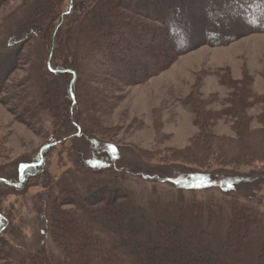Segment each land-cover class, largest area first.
<instances>
[{
	"label": "trees",
	"instance_id": "obj_1",
	"mask_svg": "<svg viewBox=\"0 0 264 264\" xmlns=\"http://www.w3.org/2000/svg\"><path fill=\"white\" fill-rule=\"evenodd\" d=\"M14 1L21 4L8 24L12 25L14 36L9 43L16 45L9 44L0 54V96L6 92L15 62H20L28 48L29 55L40 63L39 73L31 79L37 89L32 99L24 96L19 116L34 128L45 110L55 127L49 143L31 163L23 164L22 184L38 176L44 155L50 149L81 135L83 123L91 126L88 129L91 135L95 133L98 123L93 106L99 107L101 102L97 100L93 105V96L85 90L89 86L80 83V76L86 70L93 68L92 78L113 77L124 85H141L193 47H224L248 34H264V0H0V9ZM248 78L244 75V80L235 83L234 98L229 104L235 139L223 142L222 147H233L238 152L230 160L227 157L230 164L264 163V96H250L245 82ZM249 96L253 105H248ZM252 106H260L256 118L259 129L253 131L252 119L244 113ZM207 123V115L195 121L203 133ZM83 133L87 134L83 131L82 136ZM206 136H196L182 154L190 153L196 161L209 158L208 151L197 153L202 146L210 149ZM219 157L222 160V155ZM96 158L85 160L83 165L93 170L111 166L108 153ZM181 177L182 182L194 185L214 180L206 173H183ZM220 180L225 188L229 187L226 191L250 183L249 179L237 176ZM112 181L109 177L103 182L95 181L82 193L68 195L65 205L74 207L68 212L60 209L65 195L53 199L48 223L66 264H145V260L152 262L160 256L171 259L168 264H241L231 258L246 256L251 233L261 229L264 237V214L252 204L227 202L224 209L213 201L204 204L185 201L177 194L167 207L170 214L161 219L136 206L132 192ZM99 213L103 217H97ZM220 213H226L227 225L216 250L211 244L209 228ZM78 215L88 224L77 221ZM65 216L70 222L59 229L57 217ZM189 219L194 223L195 238L187 246L180 243L178 234ZM73 228L78 231L70 234ZM99 235L110 240L111 245H104ZM127 236H131L129 243ZM177 242L180 246L175 248L172 244ZM156 248L162 250L160 256L152 255ZM103 249L111 250L112 254L88 256ZM179 252L182 260H173ZM41 263L48 264L37 253L33 264ZM253 264H264V240Z\"/></svg>",
	"mask_w": 264,
	"mask_h": 264
},
{
	"label": "rangeland",
	"instance_id": "obj_2",
	"mask_svg": "<svg viewBox=\"0 0 264 264\" xmlns=\"http://www.w3.org/2000/svg\"><path fill=\"white\" fill-rule=\"evenodd\" d=\"M20 4L14 1L0 9V54L13 43H9L14 36L8 22L18 12ZM28 52L29 49H25L20 62H15L6 92L0 96V264H33L37 253L48 264H66L48 223L51 203L58 195H65L60 209L71 211L74 207L65 205L68 195L80 194L91 183L103 182L108 177L115 185L132 192L135 205L151 217L166 219L170 214L167 207L177 194L185 201L202 204L213 201L224 209L227 202L252 204L256 211L264 214V163L230 164L227 157L230 160L238 152L233 147H222L223 142L235 139L234 118L228 113L235 83L247 75L246 90L250 96H264V34H248L224 47H193L169 68L141 85H124L115 82L113 77L106 79L96 75L92 78L93 68L86 70L80 76V83L89 86L85 90L93 96V105L97 100L101 102L99 107L93 106L97 134L91 135L88 131L91 126L82 119L85 128L81 135L50 149L44 155L45 162L38 176L22 184L23 164L35 159L49 143L55 129L53 119L45 110L34 128L27 126L19 116L24 96L32 99L37 89L31 79L39 73L40 63ZM250 96L248 105H253ZM244 113L252 119L251 131L258 130L256 118L260 106L248 107ZM204 115L208 116L205 133L195 124L197 119H204ZM83 131L87 133L85 136L84 133L82 136ZM206 134L211 147L208 150L202 146L197 153L208 151L209 158L196 161L192 154H182L196 136ZM102 153L109 154L111 166L93 170L83 165L85 160ZM183 173H206L214 180L194 185L182 182ZM234 176L249 179L250 183L226 191L229 187L225 188L220 178ZM215 217L209 232L211 244L219 250L227 215L220 213ZM57 218L59 229L68 226L69 217ZM76 218L88 224L80 215ZM193 227L191 219L185 222L178 234L182 239L180 243L192 244ZM75 230L78 231L71 229L70 234ZM251 236L246 256L231 258L234 262L254 263L264 237L261 229L254 230ZM130 237L127 236V243ZM99 238L104 245H111L105 236L99 235ZM172 245L180 246L179 242ZM168 248L173 249L169 244ZM110 254L111 250L103 249L88 256L97 258ZM158 254L160 256L162 250L156 248L152 255ZM181 255L179 252L173 260H182ZM160 257L152 262L145 260V264L171 261Z\"/></svg>",
	"mask_w": 264,
	"mask_h": 264
},
{
	"label": "bare ground",
	"instance_id": "obj_3",
	"mask_svg": "<svg viewBox=\"0 0 264 264\" xmlns=\"http://www.w3.org/2000/svg\"><path fill=\"white\" fill-rule=\"evenodd\" d=\"M184 51V50H183ZM186 51V50H185ZM174 55V54H173Z\"/></svg>",
	"mask_w": 264,
	"mask_h": 264
}]
</instances>
